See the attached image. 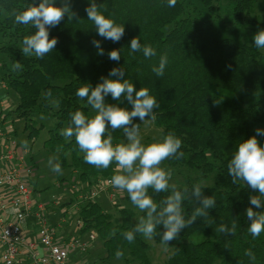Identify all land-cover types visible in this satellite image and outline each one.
I'll return each mask as SVG.
<instances>
[{
	"label": "trees",
	"instance_id": "obj_1",
	"mask_svg": "<svg viewBox=\"0 0 264 264\" xmlns=\"http://www.w3.org/2000/svg\"><path fill=\"white\" fill-rule=\"evenodd\" d=\"M200 1L208 9L207 17L200 16L185 0H177L174 7L168 6V0H95L102 14L125 27L124 36L114 43L99 36L94 22L88 20L85 9L92 0H55L58 7L67 3L75 18L66 14L59 25L49 28V38H57L58 43L45 57L37 58L24 56L21 49L24 37L36 29L14 21L16 13L38 6L41 0H0V87L17 97L16 106L2 117L0 129L9 117L13 122L22 120L28 139H33L43 128V124L37 126L36 115L54 120L44 148L56 156L63 172L71 171L80 187L77 193L87 194L98 181L114 176L116 165L97 169L86 163L75 138L66 140L60 132L69 126L76 111L89 118L96 115L86 99L76 96L77 90L86 84L94 88L102 78L120 79L109 77V73L113 68L123 69V79L137 91L147 88L159 104L154 109L156 119L147 121L153 122L163 137L173 132L182 140L179 151L183 158H170L163 164L179 173L185 169L197 175L177 187L189 189L182 204L185 219L200 206L191 196L193 185L200 184L203 196L216 200L207 216L197 218L168 245L161 243L163 225L157 226L151 240L166 252L164 264H264V232L253 237L248 231L252 221L246 215L249 207L264 213V205L256 208L250 204V197L260 194L242 181L233 184L227 170L239 143L264 129V51L257 49L254 41L255 34L264 30V19L257 12L262 0H229L231 16L220 11L221 0ZM136 37L142 45L152 46L156 54L145 58L142 51L132 53L130 42ZM94 40L100 41L103 55ZM112 50H120L119 62L108 58ZM165 54L168 63L163 76H157L152 69ZM17 61L22 68L13 71ZM105 100L129 111L133 108L125 97L117 101L109 95ZM133 124H140V129L143 126L138 117ZM108 127L114 145L127 142L122 129ZM257 139L264 146V135ZM31 167L34 169L35 163ZM170 194L149 189L158 206ZM123 199L132 205L128 195ZM77 205V226L82 224L77 236L94 234L102 243L105 259L120 250L126 264H154L148 239L137 233L135 240L128 242L123 235L146 213L134 205L118 203L113 214L105 213L96 199ZM233 223L235 235L218 231L222 224L231 228Z\"/></svg>",
	"mask_w": 264,
	"mask_h": 264
},
{
	"label": "clouds",
	"instance_id": "obj_2",
	"mask_svg": "<svg viewBox=\"0 0 264 264\" xmlns=\"http://www.w3.org/2000/svg\"><path fill=\"white\" fill-rule=\"evenodd\" d=\"M177 0H168V6L174 7ZM88 20L94 22L98 35L114 43L119 42L125 34V27L117 25L113 19L107 18L99 11V6L92 0L90 6L85 9ZM68 14L74 19L70 7L65 3L62 7L55 4V0H41L38 6L33 4L26 10L15 14L17 25H30L36 29L35 33L25 36L22 41V52L24 56L34 55L43 58L58 43L57 38H49V28L56 27ZM255 47L264 49V30L258 31L254 36ZM94 46L99 49V54L103 55L100 41L94 40ZM132 53L142 51L145 58H150L156 54V50L150 45H142L138 37L130 42ZM108 58L119 62L121 58L120 50H112L108 53ZM168 63L167 55L160 58L159 66L153 67V72L157 76H163ZM22 65L17 61L13 64V71L20 70ZM124 71L121 68L110 70L109 77H120V79L102 78V82L94 88L90 84L79 88L76 96L85 100L87 105L96 112L92 118L85 116L81 111L71 114L69 126L62 129L60 135L66 140L75 138L80 151L85 155L84 161L93 165L97 169H108L115 163L116 169L121 174L112 176L110 184L121 192H127L132 205L145 216L139 218L135 228L124 232L123 235L128 242L136 238V234H141L145 239L151 240L157 234V226L163 225L165 231L162 234L161 243L168 245L170 241L176 240L183 229L192 225L197 218L208 215V210L216 207L214 197L203 196L200 184H195L191 188V196L200 202L190 218L185 219L182 204L189 189L185 187L183 191L177 190L175 183H171L174 170L162 167L164 161L175 158L181 159L184 156L182 151V140L173 132H169L159 142L145 146L142 143L140 124H133L134 118H139L143 123L147 120H155L154 109L159 108L156 98L149 94L145 87L139 91L135 89L133 83L128 79H123ZM111 95L113 100L119 101L125 97L133 105L131 111L127 108L106 103L105 98ZM219 103V102H217ZM58 106V105H57ZM150 117V118H149ZM113 131L122 129L126 137V143L113 144V136L109 132V127ZM107 134V138L105 135ZM264 135V129H257L256 135L239 143L238 149L227 165L228 175L232 178V183L243 182L254 191L259 192V196L250 197V204L256 208L264 205V146H261L257 136ZM27 150L28 141H22ZM55 157H50L48 165L52 172L62 175L63 170L60 163L55 162ZM149 189L155 193H168L160 204L155 202L149 195ZM246 215L251 224L248 231L253 237L264 232V213L253 211L252 207L246 210ZM219 232L225 235H235L236 225L231 228L221 225ZM246 255L255 259L251 251H246ZM116 258L120 259L124 253L118 250Z\"/></svg>",
	"mask_w": 264,
	"mask_h": 264
},
{
	"label": "rangeland",
	"instance_id": "obj_3",
	"mask_svg": "<svg viewBox=\"0 0 264 264\" xmlns=\"http://www.w3.org/2000/svg\"><path fill=\"white\" fill-rule=\"evenodd\" d=\"M182 1V0H181ZM186 2H191L197 11V13L202 17H207L209 15L208 9L204 7L200 0H185ZM232 2L229 0H221L218 7L220 11L224 14L231 16ZM258 15L261 19H264V0L259 5L257 9ZM264 51V49H262ZM0 102H7L8 107L4 108L7 114L9 110L13 109L17 104V97L12 92H7L6 89L0 87ZM34 120L37 122V126L43 124V128L39 135L33 139H28V131H24V122L22 120H15L14 122L9 117L6 121L5 130H10V140L16 142L20 149L26 150L22 144V141H28L27 151L28 155L25 157V163L30 168L33 163H36L34 173L28 178L27 185L33 191L31 195L32 200H38L42 202L46 209H50L52 206L55 208V211L59 215H63L65 210L64 208L73 207V209H78V203H70L72 198L76 200L80 194L77 193L80 188L75 184L74 178H72L71 171H64L62 175L52 172L51 168L48 165V160L50 157H55V155L49 153L44 148V142L48 139V132L54 127L55 121L49 119L43 115H36ZM141 130L142 143L147 146L154 142L161 141L164 137L161 135L160 129H158L153 122L147 121L143 123ZM3 132V131H1ZM34 158V161L31 160ZM57 162V161H55ZM162 167L165 169L170 168L169 166L162 164ZM32 168V167H31ZM181 173L174 171L173 179L171 183H175L177 187L186 185L187 177L196 178L197 175L192 174V172L181 169ZM116 174H121L116 170ZM211 183V182H207ZM119 197L115 202H110L106 196L100 195L96 200L101 204L102 210L105 213L113 214L115 212L114 205L120 204L123 207H133L128 200L123 199L124 195H128L127 192H121L118 189ZM74 204V206H72ZM76 205V206H75ZM77 210L70 212V215L65 218L67 219V226L65 229L71 231L72 235L76 236L74 231L77 228L78 214ZM48 215V214H47ZM57 226V225H55ZM59 229V226H57ZM94 238H91V237ZM82 240L88 242L89 248L88 252L81 254L79 252H72L71 259L73 264H126L125 257L123 256L120 259H117L116 256L107 260L106 253L103 249L102 243L97 237L92 235H86L82 237ZM152 244V249L150 252V258L154 264H164L166 259V252L159 246L148 240ZM126 254V253H125ZM127 255V254H126ZM125 255V256H126ZM138 264V263H132Z\"/></svg>",
	"mask_w": 264,
	"mask_h": 264
},
{
	"label": "built area",
	"instance_id": "obj_4",
	"mask_svg": "<svg viewBox=\"0 0 264 264\" xmlns=\"http://www.w3.org/2000/svg\"><path fill=\"white\" fill-rule=\"evenodd\" d=\"M1 137L4 140L0 144V190H8L11 195L7 200L0 198V262L21 264L20 258L24 257L26 264H73L71 253H87L88 242L77 235L59 241L58 228L51 223L45 205L32 200L33 191L27 181L33 169L25 163L29 151L6 139L5 132H1ZM111 178L98 181L87 194H80L78 202L95 200L100 195L115 202L119 194L118 189L110 184ZM31 218L37 224L40 246L26 237L27 223ZM77 227L78 231L82 224Z\"/></svg>",
	"mask_w": 264,
	"mask_h": 264
},
{
	"label": "crops",
	"instance_id": "obj_5",
	"mask_svg": "<svg viewBox=\"0 0 264 264\" xmlns=\"http://www.w3.org/2000/svg\"><path fill=\"white\" fill-rule=\"evenodd\" d=\"M2 89H4V86H1ZM8 107V103L5 102H0V122H1V119L2 117H4V114L3 112H5L4 108ZM3 127L0 129V144L3 142L4 139H2L1 137V131L5 132L6 133V139H10V134L12 133L10 130H5L7 124L6 122H4L3 124ZM2 151V148L0 146V153ZM36 165V163H35ZM35 170V169H34ZM34 170H33V173H34ZM32 173V174H33ZM33 194V193H32ZM10 192L8 190H0V198L1 199H4V200H7L9 197H10ZM35 202H40L38 200H34ZM75 204L78 203V200H74L73 201ZM74 206V204L72 205ZM76 206V205H75ZM65 212L63 215H59V213H57L55 211V208H53L52 206L50 207V209H48L46 211V213L48 214L49 218H50V221L52 224L54 225H57L59 226V241H66L67 238H71V236H74L72 235L71 231H67L65 229V226H67V219L65 218V215L67 214V217L70 215V212H73V211H78V209H73V207H70L69 209L68 208H64ZM26 237L28 240H31V241H34L36 242L39 246H40V240L38 238V235H37V224H36V221L34 218H31L28 220V223H27V231H26ZM74 233L77 235V230L74 231ZM20 263L21 264H26V261L24 259V257H21L20 258Z\"/></svg>",
	"mask_w": 264,
	"mask_h": 264
}]
</instances>
